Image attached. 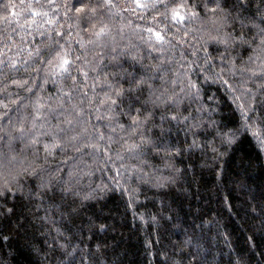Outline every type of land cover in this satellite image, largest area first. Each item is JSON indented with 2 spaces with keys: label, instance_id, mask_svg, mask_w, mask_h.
Returning <instances> with one entry per match:
<instances>
[{
  "label": "trees",
  "instance_id": "16d2710c",
  "mask_svg": "<svg viewBox=\"0 0 264 264\" xmlns=\"http://www.w3.org/2000/svg\"><path fill=\"white\" fill-rule=\"evenodd\" d=\"M0 264H264V0H0Z\"/></svg>",
  "mask_w": 264,
  "mask_h": 264
}]
</instances>
